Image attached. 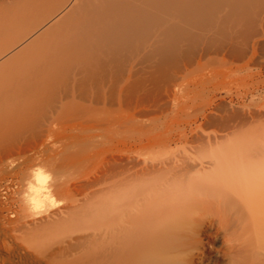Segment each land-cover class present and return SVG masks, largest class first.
Segmentation results:
<instances>
[{
  "label": "bare ground",
  "instance_id": "bare-ground-1",
  "mask_svg": "<svg viewBox=\"0 0 264 264\" xmlns=\"http://www.w3.org/2000/svg\"><path fill=\"white\" fill-rule=\"evenodd\" d=\"M13 5L0 9L1 37L9 38H1L6 46L0 43V57L15 50L0 61V154L6 156L0 157V169L12 168L11 150L28 134L32 140L49 139L57 126L74 132L75 142L59 152L69 165L59 161V168L79 166L75 157L91 143V155L102 159L94 157L100 160L95 166L91 156L96 168L91 182L81 185L91 187V198L104 197L97 199L103 221L83 241L91 243V264H204L206 247L221 232L226 264H264V0H18ZM36 14L50 24L41 29ZM14 23L30 31L22 36L13 30L11 38L7 32ZM232 87L241 92L233 94ZM182 88L194 93L195 102L201 98L200 110L189 111L197 114L195 120L179 127L170 141L220 149L175 150L153 163L142 160L140 150L157 141L163 127L156 136L159 124L152 116L172 113L171 124L183 123ZM87 124L93 135L80 142L77 131ZM118 130L131 133L130 139L115 140ZM240 131L247 136L229 144ZM57 182L37 186L34 205L52 203L56 189L66 191ZM77 208L69 215L84 206Z\"/></svg>",
  "mask_w": 264,
  "mask_h": 264
},
{
  "label": "rangeland",
  "instance_id": "rangeland-1",
  "mask_svg": "<svg viewBox=\"0 0 264 264\" xmlns=\"http://www.w3.org/2000/svg\"><path fill=\"white\" fill-rule=\"evenodd\" d=\"M15 1L16 0H0V9L6 8V7L12 8L11 6H14L13 4L14 3L16 4V2L18 0L16 2ZM28 1H31V0H28ZM35 1L36 0H34V2ZM14 7H16V5ZM36 17H34L37 19V20H34L35 24H37V25L40 24L41 29L45 28L46 26H48L50 24L51 20L48 22H46V21L42 22L44 17L41 18L39 14H36ZM39 17L41 19H38ZM39 20L42 23H40ZM14 24H11V25L13 26ZM17 24H15V27L14 26L12 27L13 29L10 28L11 31L7 32L9 34L8 36H10V37H11V35L15 36V34L17 35L18 33H19V35H22V33L24 35V32L26 35L30 31V28L27 29L28 26L26 24H25V26L22 25L24 23H20L22 26L19 23H17ZM41 24H44V26ZM1 28H3V27H1ZM22 28H23V30H22ZM7 29L9 30L8 27H7ZM7 29H5V30H7ZM13 30H14V32H16V31H18V32L13 34L14 33ZM19 30H21L23 32H21ZM1 31H2V29L0 30V32ZM3 31L0 33V41H1L0 43H2V45H4L5 43L3 44V40L1 38H3V39L7 38V37H1ZM37 33L35 32V33H33V35H29L30 37L29 36L26 37V39H24L25 42H23V43L26 44L29 41H31V39L33 37H35L36 36L35 34H37ZM4 34L5 33H3V35ZM7 40L5 39L4 41L6 42ZM4 46H6V44ZM12 51L14 52L15 50H12ZM13 52L8 51V53H10V54L4 53L3 54L4 56L0 57V61L2 59L6 58L7 56L11 55V53H13ZM232 89H231V92L233 94H234V92H236L235 94L241 92V91H239V90H241V88H239V87H238V89H237V87H232ZM182 90H183V88L181 89V91L179 89L178 90L175 89L176 92L180 91V92H178V95H179V101L178 102L180 104H182L183 106H185V110L188 112L187 113L186 111H183L184 113L182 114L183 116L181 118V122L182 121H183V123H184V121H187V122H185L184 124L182 123L180 126H178L180 123L178 125L177 124L173 125V123L171 124V118L170 117H172V113L169 114L168 116L167 115H161V114H156L155 116H152L155 119V121H157V123L159 124L158 125L155 122V124H157L159 126V128L157 129L158 131H156L157 132L156 136L161 131V126H163V127H162L161 133L158 134L159 137H157V138H159V139L156 138L157 139V141H155L156 143L154 142L152 145H149V146H151V148L149 146L147 147V145H145L147 147V149H144V148H146L144 146L140 150L141 152H139V153H141L140 156H141L142 160H145L147 162L149 161V163H151V162L153 163V162H155V160L157 161L159 158L161 159L162 157H164L165 153H169V152L175 151V150H177V151L180 150L179 152L186 151V152L192 153V152H198V151L203 152V150L204 151H212L214 149L215 150L220 149V148L216 149L217 147H214V148L211 147L210 148L208 146H206V147L203 146L204 148L198 147V149H197V148H194V147H197L196 145L192 146V148H191L189 146L185 147L182 144L176 146L175 144H173L170 141V140H173L174 136L179 134V129H178L179 127L183 129V127L186 125V123L188 125V122L190 120L191 121L193 120L192 117L196 118L197 114H195V113L193 114L192 112H189V111H191V110L194 111L196 109L198 110L197 105L199 106V102H201V98L197 99L196 102H195L194 98H191V97H194V93L193 94L189 93L190 92L189 90L184 89L183 90L184 92ZM175 91L172 94H177V93H175ZM205 94L207 95V93H204V96H202V97H205ZM261 94H262L261 96H263L264 92H262ZM180 99H181V101H180ZM191 101H194L195 104L193 102V105H192ZM172 104L173 103L171 102V104L169 105L170 106L169 113H170V111H172L174 109V105H172ZM187 104L191 107H189ZM197 110H196V113L199 112L200 107H199L198 112H197ZM190 114L191 115L193 114V116H190ZM166 117L167 118L169 117L170 119L169 118L167 119ZM195 118H194V120H195ZM166 121L168 122V125L166 124L167 123ZM197 121H198V123H200L201 119L198 118ZM148 122L149 121H146L145 123L149 124ZM90 124L94 125L95 123L93 121H91ZM90 124L89 125L87 124L88 125V126H86L87 129L90 126ZM160 124H163V125H160ZM67 125H69V124H67ZM175 126H177V127H175ZM65 127H67V126H65ZM86 127L84 126L83 128L86 129ZM57 128H58L57 133L55 132L54 134L48 136L49 139H47L46 135L44 136L45 138L43 137V138H39L36 140L35 139L32 140L31 136H29L30 134L25 135L28 137H25V136H24V138L22 137L21 139L23 142L20 139L22 144H20V141L18 140L15 143V145L16 144H18V145H16V146L14 145V147H13L14 150L13 149L11 150L12 151L11 154L13 152L15 153V155H14V153L12 154L13 156H15V157H13L15 160V162H14L15 164L13 163L12 164L13 166L11 165L12 168L10 166H8V168L5 167L4 169L3 168L0 169L2 171V172H0V264H69L70 262H72V260L73 261L76 260V261L80 262L81 264H91V262L89 260V256H88V252L91 251V243H85V242L83 243V241L87 236H90L92 232L96 231V229L99 227V225L103 221L102 213L99 214L100 210L98 208L97 199H100V198L104 199V197L100 196V198H99L97 196L95 198H91V196H89L91 193V187L89 188V191H88V188L86 189V187H84L85 188L84 189L83 186H85L86 183L89 184L91 182L90 179H91L92 174L94 173L93 172L94 170H92V169L96 168L95 166H97V164H98L97 160H99L98 158H100V160H101L102 156L98 157V155L96 156V154H94L95 155L94 156L93 153L91 155V148L88 147L89 144H91V143H89V144H87L88 146L87 145L85 146V149L80 150V152L84 151V154H83V152H81V154L78 155V158L75 157V159H78L77 162L79 163V166H77L75 164L77 167L74 166L75 167L74 168L72 165L71 168H73V169H71L70 166H67L68 167L67 168L66 165H69V163L68 164L63 163L65 161L62 158V156L59 155V152L60 151L65 152V147H67L69 145V144L67 145V143L68 142L70 143L71 141L75 142V139L74 138L72 140L70 139V137H73V136H71L72 134H70V133L72 131H70L69 129L66 130V128H65V130L64 129L60 130L59 126H57ZM83 128L80 127V129H78V131H77L79 134V138L81 136L80 142H82V140H84L83 139L84 137H85V140L87 138L89 139V137L91 139L92 131H90V129H88V130L86 129V131H84ZM164 128L166 131L164 130ZM173 128L175 130H173V133H172ZM167 129H168V131H167ZM119 130L117 133L113 132V134H115L114 135L115 137L112 134H110V135H112V137L116 138L115 140H120L121 137H122L121 139L127 137L125 140L128 141V139H130L129 137H130L131 133H130V135H128V133H126L124 130H121V131H123V133L121 131L119 132ZM169 130H170V132H169ZM163 131L165 133L168 132V133H166L168 135H166ZM58 132H59V134H58ZM67 132L70 134V136L67 135ZM72 133H74V132H72ZM83 133H85V134H83ZM169 133H170V136H169ZM65 134L67 137L64 140ZM75 134H76V131H75ZM116 134H119V136L118 135L116 136ZM120 134H121V136H120ZM247 134H248L247 132L245 133L244 131H240L237 133V135H234L235 137L230 136L229 140H228L229 144H231V143H232L231 145L236 144L235 140L237 138H239V140H240L241 138L246 137ZM122 135H124L125 137H123ZM161 135L163 137L160 140ZM250 135H248V136H250ZM53 136H54V138H53ZM26 138H30L31 140L29 141V139H26ZM24 139H26V141H28V142L25 143ZM42 139H44V140H42ZM66 140H68V141H66ZM32 141H35V143ZM44 141H45V145H43V146L38 145V144H43ZM64 142H66V145ZM106 142L109 143L108 141H106ZM106 142L101 140L100 145L104 144L103 146H105L107 144ZM33 143L36 145H34ZM170 143H172V144H170ZM24 144H27L28 147L26 146V148H25ZM28 144H30V145H28ZM168 144H170V145H168ZM31 145H34L36 147V149H34L33 146H31ZM63 145H65V146H63ZM70 145H73V142ZM39 146L42 148V151H43L42 153L44 155L45 154L48 155L49 152H52V153H50V154H52V156H53V153H54V155L56 154L55 156L59 155L58 156L59 158L53 156L54 159L57 158L58 160L54 162L53 157H51V158L49 157V156H51L50 154H49V156L41 159V157L44 155L40 152L41 149L37 148ZM108 146H109V148H108ZM110 146H111V144L109 143L105 147V149L106 148L110 149ZM47 147H48V149L46 151L45 148H47ZM31 148H33L34 151L38 150L37 151V158L39 156L38 159L36 158V154H35L36 151L34 152L35 155H32L33 151L29 150ZM201 148H202V150H201ZM206 148H207V150H206ZM22 149H25V151H26V149H28L27 150L28 152L26 151V154H28V155L25 156L24 155L25 153H23L24 150H22ZM55 149L58 151L57 153H56ZM74 149H72V151H74ZM52 150H54L55 152ZM21 151H22V155H24V157H25L23 159H24V161L26 159V161H28L27 163L24 162L22 158L20 159V157H21L20 152ZM61 152H60V154H61ZM3 154L4 153L0 154V157H3ZM19 154H20V157H18ZM27 156L29 157V159L26 158ZM83 156H84V159H82ZM91 156H93L92 162L94 163L96 161V165L91 162ZM4 157H6L5 154H4ZM17 157H18V160H20V161L17 160ZM60 157L63 159V161H62V159H60ZM94 157H98L97 160ZM48 158H50L51 160ZM72 158H73V156H72ZM30 159H31V162H30ZM34 159H36V160H34ZM44 159H46V160L44 161ZM47 160H49L50 163L52 161V164H49ZM100 160H99V162H100ZM16 161H18V162H16ZM59 161L61 163L60 164L61 166L63 164H66L65 167L63 166L62 168H59L58 167ZM46 162L49 164L48 168L47 167L45 168L44 164H47ZM19 163H21V164H19ZM53 163H56L57 165L56 164L54 165ZM28 164H30V165H28ZM52 165H54V167L55 166L58 167V170L61 169L62 171L61 170L58 171L57 169L50 167ZM50 168H53V169L51 170ZM65 168H67V169H65ZM48 169L51 171L49 172ZM56 170L58 171V173H57L58 177H59L58 180L56 179L57 178L56 177L57 174L55 173V172H57ZM64 170H66L67 172L66 171L64 172ZM18 172H19V174H18ZM59 172H64V174L60 173L61 175L59 176ZM53 173H55V175ZM16 174H18V175H16ZM53 175H54V177H53ZM79 176H81L80 177L81 179L79 178ZM86 177L87 178L89 177V178L86 179ZM72 178H74L73 181H71ZM155 178H157V177L155 176ZM76 179H78L79 182H76ZM84 179H86L87 182ZM59 180L60 181L62 180V181L60 182ZM68 180L70 181L69 182L70 185H69V183H66V184H68V186H69V191L67 189L68 187L65 185V182H68ZM63 181H65V182L63 183ZM53 182L60 183L59 185H61V183H62L64 185V189H66L67 193L68 194L70 193L69 196L68 197L66 196L67 193L65 190H62L63 188L62 189L60 188V190H61V192L65 191L64 192V193H66L65 195H63V192L61 194L60 191L56 189L55 191H57V192L59 191L58 193H60L61 196L57 192H55V194L53 193L52 203H45V204H41L40 206L34 205L33 201L31 200V195L36 191V189H37L36 187L37 186L40 188L46 187V186L51 185ZM74 182H75L76 186L80 185V187L83 184H85L82 186V189L84 191L86 190L87 192H84L80 187H79V189H81L83 191V193H82V191H80V193H79V191L76 192L77 187L73 184ZM71 184H73L72 186L74 188L71 187ZM100 188L101 187L98 186L95 188V190H98ZM70 189L71 190L73 189L72 190L73 194L71 193ZM79 189H77V190H79ZM70 195L71 196L73 195L71 199H69ZM63 196H65V197H63ZM76 200H77V202L75 203ZM71 205H73V206H71ZM76 206L78 207L77 210H80L84 206V208L81 209L83 211H81V212L79 211L80 213L75 212L74 214L73 213L71 214V212H70L71 215H69V211H71L73 209L75 210ZM66 207H69V210L66 209ZM70 208H71V210H70ZM21 210L22 211L24 210V211L22 212ZM59 215L61 217H59ZM27 216L28 217L32 216V217L28 218ZM33 217H35V219ZM213 231H216V230H213ZM223 234H224V232H221L217 235V237H215V238L212 237V239L210 240V243L211 242L212 243H211L210 247L207 246L205 249V255L207 258L205 259L204 264H226L228 262L227 259H224L225 257L223 255V253L225 251V249H224L225 246L223 247V245H224ZM202 238L205 239V237H202ZM216 238H217V241L215 240ZM205 241H207V240H205ZM77 242H78V244H77ZM74 243H76V244H74ZM72 245H75V246L73 247ZM72 248H74V250ZM219 254H220V256H219Z\"/></svg>",
  "mask_w": 264,
  "mask_h": 264
}]
</instances>
